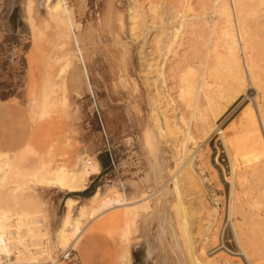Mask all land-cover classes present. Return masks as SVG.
<instances>
[{
  "label": "rangeland",
  "instance_id": "rangeland-1",
  "mask_svg": "<svg viewBox=\"0 0 264 264\" xmlns=\"http://www.w3.org/2000/svg\"><path fill=\"white\" fill-rule=\"evenodd\" d=\"M30 1L29 12V0H0V210L31 212L35 220H41L35 224L39 235L32 248L51 255L43 256L39 264L56 262L71 246L74 264H116L122 241L130 244L132 264H143L148 242L152 247L149 264H192V253L201 264H264V231L254 225L257 213L264 211V196L259 195L264 187V0H243V13L236 0V7L232 0L218 4L215 0H139L145 8L140 18L144 26L134 30L129 0H68L79 25L62 36L53 23L47 24L44 0ZM114 2L122 24L112 17ZM223 3L231 11V32L240 45L237 55L243 72L253 68L251 75L257 77L255 82L245 78L243 88L233 86V91L223 66L232 42L225 35L230 29L218 8ZM104 18L100 32L98 24ZM141 51L152 63L149 73L142 67ZM60 55L68 65L63 72L55 59ZM212 68L213 76L209 74ZM205 80L218 91L237 95L216 118L193 98ZM164 100H172L179 109L177 117L169 116L173 134L160 108ZM218 103L223 105L225 99L221 97ZM248 109L254 115L253 125L245 120ZM201 116L212 126L203 128ZM247 125L258 127L263 143L258 159L250 162L252 168L258 166V173L252 172L246 184L241 180L248 167L242 166L240 158L247 138L242 141L240 135ZM81 157L98 159L102 167L84 192L71 195L37 184L31 185L28 203L10 195L19 181V167L43 160L52 169L77 170ZM172 176L179 180L182 203L173 191ZM244 185L246 190L241 188ZM98 187L103 193L112 187L107 198L123 193L131 202L150 195L146 200L149 211L137 216V236L128 234L124 209L89 216L88 199ZM68 197L79 201L72 216L78 217L82 205L88 213L79 216L83 228L79 240L60 247L58 231ZM244 218L253 226H245ZM11 222L15 225L16 216ZM225 226V241L241 256L216 249ZM11 229L16 231L15 226ZM237 235L249 259L238 246ZM14 261L12 256L11 264Z\"/></svg>",
  "mask_w": 264,
  "mask_h": 264
},
{
  "label": "bare ground",
  "instance_id": "bare-ground-1",
  "mask_svg": "<svg viewBox=\"0 0 264 264\" xmlns=\"http://www.w3.org/2000/svg\"><path fill=\"white\" fill-rule=\"evenodd\" d=\"M40 1V0H39ZM152 1V0H151ZM149 0V3L151 2ZM155 1V0H154ZM216 4H218L220 2V0H215ZM224 1V0H223ZM226 1V0H225ZM224 1V2H225ZM237 1V5L239 6L240 11L243 13V0H236ZM235 0H232V6L235 4L236 2ZM130 2V7H129V14H130V20H131V24L132 29L134 30L137 26H144L143 23L141 24V20L140 18L143 17V10L145 8H143L142 3L139 2V0H129ZM222 2V0H221ZM31 1L29 0L28 2V11L30 12L32 7H31ZM225 3H228L227 1ZM223 3L221 5V7L219 6L218 8L221 9L219 11H221L222 16L225 17V21L227 23V27H229L230 30H227L226 34L228 38H230L232 40L231 44L227 46L228 49V54H227V58L226 61H224L223 66H225L228 69L229 75H230V79L232 80L231 83V89L233 86H242L241 89L243 88V84L245 81V78L248 79L247 81L250 80L251 81H257V77L255 75H251L254 74L253 72V68H250V73L248 72L249 70H246L247 73L245 74L243 72L242 69V63L240 62L238 55H237V51L238 49H240V45L239 42H236V36L234 35L233 32H231V11L229 8L228 4ZM152 4V3H151ZM44 5L47 8V14H48V19L47 21H49L47 24L53 23L56 27V29L59 31L60 35H65L71 28L72 26H75V22H74V15H73V9L71 6H69V2L68 0H44ZM154 5V3L152 4ZM159 4L156 5V7ZM228 6V7H227ZM237 6V7H238ZM148 7V6H147ZM236 7V4H235ZM233 7V8H235ZM155 9V7H154ZM163 9V7H161V10ZM153 10V8H152ZM160 11V9H158ZM233 11V9H232ZM239 11V12H240ZM161 12V11H160ZM160 12L158 13V15H160ZM235 13V12H234ZM153 14V13H152ZM156 15V12L155 14ZM236 15V14H235ZM164 16V15H163ZM154 17V16H153ZM155 18V17H154ZM159 18V17H157ZM146 19V18H145ZM143 19V20H145ZM153 19V18H152ZM233 20V19H232ZM146 22V21H145ZM158 22V21H157ZM163 22V21H162ZM169 22V21H168ZM243 23V22H242ZM166 24V23H165ZM164 24V25H165ZM146 26V25H145ZM158 26V25H157ZM164 27V26H163ZM76 29V28H75ZM163 30V29H162ZM166 32V31H165ZM224 33V32H223ZM163 34V33H162ZM133 35V34H132ZM159 36V35H158ZM161 36V35H160ZM224 36V35H223ZM135 37V36H134ZM226 37V36H225ZM226 37V39H227ZM135 39V38H134ZM228 39V42L229 40ZM160 41V39H158ZM238 41V40H237ZM242 42V41H241ZM240 42V43H241ZM63 43L60 44V46ZM145 52L141 51L140 54V58L141 60H145V63H142V67L144 66L146 71L149 73L151 71L152 68V63H150V61L148 59H146V55H144ZM58 58L60 60H58ZM55 59L57 60L56 62L60 63V68H61V72L65 71V69L68 67L67 62L65 60L64 56H58L55 57ZM62 59H64L65 61H63ZM142 60V61H143ZM252 62V59H251ZM250 62V63H251ZM253 63V62H252ZM248 65V64H247ZM252 67V66H251ZM254 67V66H253ZM191 68V67H190ZM189 68V69H190ZM210 68V67H209ZM249 69V68H248ZM194 70V69H193ZM215 68H212L209 72L210 75L213 76ZM227 72V73H228ZM189 74L192 72H188ZM194 73V72H193ZM216 73V72H215ZM214 73V74H215ZM61 74V73H60ZM208 74V75H209ZM228 75V74H227ZM194 76V75H193ZM190 77L192 76H189ZM187 78V77H186ZM202 78V77H201ZM229 78V77H228ZM252 78V80H251ZM193 79V78H192ZM187 81L188 78L186 79ZM185 80V81H186ZM194 80V79H193ZM193 80L190 83L193 82ZM184 81V79L182 80ZM197 81V80H195ZM182 82H180L181 85ZM185 83V82H184ZM212 83V82H211ZM209 81H204L203 85L198 86L197 91H196V95L193 96V98L195 97L198 102L201 104L200 106H204L207 110L209 109L211 112V116H213V118L220 116V114H222L228 106H230L234 100H236V94L233 95V92L231 91H218V89H215L214 86L212 87ZM188 84V83H187ZM223 84V83H222ZM194 85V84H193ZM183 86V85H182ZM186 87V83L184 85ZM181 87L182 88H184ZM222 86V85H221ZM220 86V87H221ZM253 86V85H252ZM192 87V86H191ZM194 87V86H193ZM227 87V85H226ZM187 88V87H186ZM235 88V87H234ZM180 89V87H179ZM190 89V88H188ZM187 89V90H188ZM220 89V88H219ZM228 89V87H227ZM230 89V90H231ZM171 90V89H170ZM184 90V89H183ZM190 91V90H189ZM195 91V90H194ZM233 91V89H232ZM236 91V90H235ZM182 92V91H179ZM186 92V91H184ZM180 93L183 95V93ZM188 92V91H187ZM189 95L192 94V91L188 92ZM221 93H225L222 94V96H219ZM235 93V92H234ZM163 95V94H162ZM184 95H187L184 94ZM166 95H164L165 98ZM169 96V95H168ZM162 97V96H161ZM182 97V96H181ZM190 97V96H189ZM188 97V98H189ZM225 99V103L222 105L221 103L219 104L218 101L220 98ZM163 98V99H164ZM170 98V96H169ZM184 98V97H183ZM182 98V99H183ZM187 98V97H186ZM192 98V97H191ZM192 98V99H193ZM194 98V99H195ZM162 99V98H161ZM168 99V98H167ZM48 100V99H47ZM173 100V99H172ZM171 101H165L166 104L163 106H160V108H163V116H164V120L166 121V123L168 124V129L170 131V133L173 134L174 129H172L171 127V123H169V116L172 118L177 117V113L179 111H177L176 105H173ZM187 100V99H186ZM189 100V99H188ZM196 100V101H197ZM49 101V100H48ZM192 101V100H190ZM195 101V102H196ZM194 102V103H195ZM47 103V102H46ZM49 103V102H48ZM162 104V103H161ZM175 104V102H174ZM190 105V103H188ZM50 105V103L48 104ZM187 105V106H189ZM194 105V104H193ZM196 105V104H195ZM222 108H221V106ZM179 107V106H178ZM185 107V106H184ZM48 108V107H47ZM183 108V105H182ZM186 108V107H185ZM220 108V109H219ZM250 108V107H249ZM45 111V110H44ZM47 111V110H46ZM184 111V110H183ZM189 111V109H188ZM207 112V111H206ZM181 113V112H180ZM187 113V112H186ZM190 113V112H189ZM245 113V120L247 123H251L254 121V115L253 112L250 111L248 109V111L244 112ZM182 114V113H181ZM184 114V113H183ZM182 114V115H183ZM206 114V113H205ZM188 115V114H187ZM243 115V114H242ZM205 116V115H204ZM182 118V116H180ZM179 117V118H180ZM185 116H183L184 118ZM208 117V116H207ZM182 118V120H183ZM242 118V117H241ZM264 118V117H263ZM181 120V119H180ZM173 121V120H172ZM195 121V120H194ZM200 121V120H199ZM198 121V123H199ZM211 121V120H210ZM175 122V121H174ZM173 122V123H174ZM178 122V121H177ZM255 122V121H254ZM176 123V122H175ZM257 123V122H256ZM209 122L208 119L206 117H202L201 116V125L203 126V128L209 126ZM263 126H264V120L262 122ZM246 125V124H245ZM253 125V124H252ZM173 126V124H172ZM174 126L176 127V125L174 124ZM212 125H210L209 127H211ZM242 126V125H241ZM244 126V125H243ZM242 126V127H243ZM174 127V128H175ZM200 127V126H199ZM178 128V127H177ZM189 129V128H188ZM176 130V129H175ZM177 132V130H176ZM191 133V132H190ZM190 133L188 131V133H186V135L190 138V140L192 139V137H190ZM220 133L222 134L223 131H220ZM208 134V133H207ZM186 136V137H187ZM192 136V135H191ZM238 136V135H237ZM239 137V136H238ZM237 137V138H238ZM231 138V137H230ZM247 142L246 144V148L245 150L240 154L242 155L240 160L242 163L243 167H248L244 168V174H243V180H248L249 176L251 175V173H258V166H254L252 168V166H250V162H253L255 160L258 159V156L260 155V151H259V146L262 142V138L261 135L259 134L258 131V127H251L248 126L243 129L241 131V135H240V140L244 141L243 139ZM197 140V139H196ZM150 144V143H149ZM147 146H149L147 144ZM200 147V146H199ZM261 147V146H260ZM262 148V147H261ZM254 149V150H253ZM150 151V150H149ZM158 153V152H156ZM250 153V154H249ZM252 153V155H251ZM160 156L163 154H161V152L159 151ZM30 155V154H29ZM262 155H264L262 153ZM159 156V157H160ZM148 157V156H147ZM191 158V157H190ZM189 158V159H190ZM152 159V157H151ZM158 162V160H156ZM161 161V160H160ZM159 165H162L161 162ZM188 161V160H187ZM186 161V162H187ZM194 161V160H193ZM152 163V162H151ZM155 163V162H154ZM157 163V164H158ZM190 168L191 170L193 169V162L192 160H189ZM240 163V164H241ZM155 165V164H154ZM157 165V167L159 166ZM258 165V164H257ZM240 166V165H239ZM153 168H155L154 166H152ZM1 168V167H0ZM101 164L99 162L98 159H95L94 161H90V160H85V157H81V162L80 165L78 167L77 170H67L65 168H60V169H52L50 167V164L46 163L43 160H39V161H33L32 163H29L26 166L23 167H19V171H18V178L19 181L18 183L13 187L10 195L12 196V198H15L16 200L18 199V197H20L21 199H23L24 201H26L27 203L31 201L32 198V194H30V189H31V185L35 186L37 184H40L41 186H44L46 188H53V189H59L63 192H65L66 194H71V195H75V194H79L84 192L85 190H87L88 188V181L90 179V177L93 174H98L101 171ZM152 168V169H153ZM235 168V166L233 165V169ZM252 168V170L250 169ZM156 170V169H155ZM159 170V168H158ZM157 170V171H158ZM243 170V169H242ZM151 172V171H150ZM159 172V171H158ZM261 172V171H260ZM188 175V172H186ZM232 173V172H231ZM157 174V172H156ZM159 174V173H158ZM176 174V173H175ZM242 174V173H241ZM240 174V175H241ZM152 177H154L153 173H151ZM239 175V174H238ZM161 176V175H159ZM165 176V175H164ZM191 176V175H190ZM148 177V176H147ZM190 178V177H189ZM156 179V178H154ZM172 179L174 181V187H173V191L175 193L176 198L178 199L179 203H182L181 200V193L179 190V180L177 178H175V176H172ZM171 179V180H172ZM4 180V178H3ZM1 180V181H3ZM159 180V179H158ZM248 181H246L245 183L247 184ZM233 184V183H232ZM2 185V183H0V186ZM245 187L241 186V188L245 189L247 188L246 185H244ZM119 187V186H118ZM249 187V186H248ZM157 187H155V190ZM256 189V188H255ZM116 190V189H115ZM152 190V189H151ZM246 190V189H245ZM249 190V189H248ZM254 190V188H253ZM258 190V189H257ZM262 191V193L260 191ZM257 193H259V195H262V199L264 196V187H261L259 189ZM113 191L112 187H110L108 189L107 192L102 191L101 188H97L95 190V192L90 196V198L88 199L90 201V211H89V216L91 218H96L100 215H102V213L104 212H108L110 210L113 209H124V215H125V219L126 220V226H127V231L129 235H135L137 231H139L140 229L138 228V221H137V216L141 213L147 212V210L150 208V206L147 203V199L150 197V195H143L141 199L137 200V201H129L128 197L123 194V193H119L113 197H108V194L111 193ZM145 191V190H144ZM142 191V192H144ZM150 191V189H149ZM151 192V191H150ZM153 192V191H152ZM245 192V191H244ZM255 192V191H254ZM154 193V192H153ZM172 192V194H174ZM152 194V193H151ZM155 194V193H154ZM153 194V195H154ZM159 196V193H157ZM244 194V193H243ZM29 195V196H28ZM163 195V194H162ZM258 195V196H259ZM248 196V195H247ZM250 196V195H249ZM257 196V195H256ZM254 196V198L256 197ZM257 196V197H258ZM259 196V197H260ZM105 199L104 201L96 204V201L99 199ZM158 198V197H157ZM20 199V200H21ZM150 199V198H149ZM160 199V198H159ZM158 199V200H159ZM260 199V198H259ZM157 200V199H156ZM261 200V199H260ZM233 201V200H232ZM78 200L74 199L72 197H68L66 199V214L63 218L62 224L59 228L58 231V238H57V243L60 245V247H66L68 244L70 243H76L77 240L79 239V237L82 234V226H81V221L79 219V216H85L88 212L87 209H85V205H82L80 208H78V217L77 216H72L73 210L75 209V205L78 204ZM262 202V200H261ZM151 203V202H150ZM247 203H248V198H247ZM257 204V201H256ZM255 204V205H256ZM263 204V203H262ZM167 205V204H166ZM181 206V204H180ZM250 206V205H248ZM260 206V205H259ZM77 207V206H76ZM182 207V206H181ZM256 207V206H254ZM253 208V207H252ZM251 208V209H252ZM260 208V207H259ZM249 209V208H248ZM258 209V208H256ZM149 211V210H148ZM259 211V210H258ZM170 213V212H169ZM256 213V212H255ZM247 214V213H245ZM123 215V216H124ZM142 215V214H141ZM151 215V214H150ZM248 215V214H247ZM246 215V216H247ZM13 216H16V222L15 225H13V223L11 222V218ZM244 216V215H243ZM242 216V217H243ZM245 216V217H246ZM169 217V216H168ZM250 217V216H249ZM124 218V217H123ZM147 218V217H146ZM246 219L245 221H249L244 222L245 226L246 225H250L253 226L251 224V220H247L248 218H244ZM256 220L254 221V225L258 228H262V230L264 231V211H259L256 215ZM35 218L33 216H31V212H27V213H21V212H12L10 213L9 211H7L6 209L4 210V208L2 210H0V264L3 263V260L5 261V258L7 259V261H9V263L11 264V257L14 256L15 257V261L13 262V264H39L40 259L43 256H50V252L47 250L45 251H40V250H35L36 244H34V239L39 235V232L37 231L38 226L35 227V224H39L41 223V220H35ZM169 221V220H168ZM231 221V220H230ZM186 221L184 220V222H182V225L184 227V229H187V223H185ZM247 223V224H246ZM83 224V223H82ZM15 226L16 231H12V227ZM125 226V225H124ZM140 227V226H139ZM234 228V227H233ZM254 228V227H253ZM25 229V232H23V230ZM37 229V230H36ZM171 230V229H170ZM235 230V229H234ZM248 230V229H247ZM246 230V231H247ZM171 232V231H170ZM187 232V231H186ZM255 232V230H254ZM135 233V234H134ZM138 233V232H137ZM249 233V231H248ZM187 234V233H186ZM202 234V232H201ZM235 234V231H234ZM239 234V233H238ZM236 235V234H235ZM137 236V235H135ZM134 236V237H135ZM236 237V236H235ZM140 239L139 237H135ZM247 238V237H246ZM255 238V236H254ZM162 239V237H161ZM135 240V239H134ZM155 240V238L153 239ZM152 240V241H153ZM254 240V239H253ZM137 241V239H136ZM180 241V240H179ZM189 244L190 246L192 245L190 239L188 238ZM240 245L239 248L242 250L243 253H245L244 255H247L246 258H250V255L247 253V251L243 248L242 244H241V238H239V236L237 235V240H236ZM148 242V241H147ZM154 243V241H153ZM180 243V242H179ZM256 243V241H255ZM147 247L143 248V264H149L150 263V247L149 246V242L147 243ZM120 246V245H119ZM155 246H157V243L154 245V248L157 249ZM254 246V245H253ZM181 247V244H180ZM183 247V246H182ZM258 247V246H257ZM119 248V247H118ZM152 248V247H151ZM262 247L260 246V248L258 247L257 249L262 250ZM153 249V250H155ZM191 249L192 246H191ZM119 250V249H118ZM185 252V251H184ZM193 251H191L192 253ZM256 252V251H255ZM259 252V251H258ZM257 252V253H258ZM163 253H166L163 251ZM117 254V253H116ZM119 254V253H118ZM187 254V253H186ZM193 255L192 257V264H201L199 262V260L197 259V257L194 255V253H192ZM159 256V255H158ZM165 259H166V254L164 255ZM186 256V255H185ZM118 257V256H117ZM130 244L128 242H121V253L119 254L118 257V262L116 264H132L131 263V258H130ZM183 259H184V254H183ZM189 261V260H188ZM191 261V260H190ZM189 261V263H191ZM6 262V261H5ZM167 262V261H166ZM185 262V261H183ZM186 263V262H185ZM263 264V263H262Z\"/></svg>",
  "mask_w": 264,
  "mask_h": 264
},
{
  "label": "built area",
  "instance_id": "built-area-1",
  "mask_svg": "<svg viewBox=\"0 0 264 264\" xmlns=\"http://www.w3.org/2000/svg\"><path fill=\"white\" fill-rule=\"evenodd\" d=\"M225 229H226V226L224 227V229L222 230L220 234L219 242H218V245L216 246V249L221 250L230 256H241L240 253L233 251L228 246L227 242L225 241V238H224ZM56 262H65L66 264H74L76 262V255H75V249L73 248V246H71L65 252H63L59 256ZM56 262L50 263V264H56ZM2 264H9V261L4 262Z\"/></svg>",
  "mask_w": 264,
  "mask_h": 264
},
{
  "label": "crops",
  "instance_id": "crops-1",
  "mask_svg": "<svg viewBox=\"0 0 264 264\" xmlns=\"http://www.w3.org/2000/svg\"><path fill=\"white\" fill-rule=\"evenodd\" d=\"M69 2V1H68ZM114 6H115V8L113 9V10H111V12H112V17L115 15V19L116 20H118L119 22H121V20H120V14L116 11V4H115V2H114V4H113ZM69 6H71L70 5V3H69ZM73 9V8H72ZM73 15H74V22H75V24L76 25H79V24H77V19H76V14H75V11H74V9H73ZM105 22H106V19L104 18V20H100V22H99V24H98V29H99V31L101 32L102 30H101V28H103V26L105 25ZM121 24H122V22H121ZM81 27V26H80ZM96 32V31H95ZM132 41L133 42H135L134 41V39L132 38ZM85 60V59H84ZM85 65H86V61H85ZM86 68H87V65H86ZM87 72H88V69H87ZM88 79H89V75H88ZM89 83H90V80H89ZM90 86H91V84H90ZM102 169V168H101ZM102 171V170H101ZM101 171H100V173H98V174H93L91 177H90V179H89V182L91 181V179H92V177L93 176H97V175H100L101 174ZM99 188H101V187H99ZM102 189V188H101ZM80 238V237H79ZM79 240V239H78ZM77 240V241H78Z\"/></svg>",
  "mask_w": 264,
  "mask_h": 264
}]
</instances>
